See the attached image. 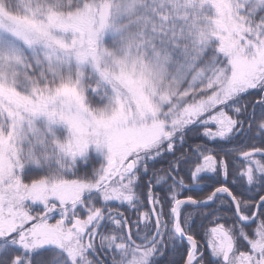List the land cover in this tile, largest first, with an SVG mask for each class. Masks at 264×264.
I'll list each match as a JSON object with an SVG mask.
<instances>
[{"label": "snow or ice", "instance_id": "6c2138e0", "mask_svg": "<svg viewBox=\"0 0 264 264\" xmlns=\"http://www.w3.org/2000/svg\"><path fill=\"white\" fill-rule=\"evenodd\" d=\"M0 264H264V0H0Z\"/></svg>", "mask_w": 264, "mask_h": 264}, {"label": "trees", "instance_id": "16d2710c", "mask_svg": "<svg viewBox=\"0 0 264 264\" xmlns=\"http://www.w3.org/2000/svg\"><path fill=\"white\" fill-rule=\"evenodd\" d=\"M201 223H202L201 218L194 217L193 230L197 234L198 237L203 236V230L201 228ZM169 259H176L178 261L179 260V256L178 255H174V256L169 257Z\"/></svg>", "mask_w": 264, "mask_h": 264}]
</instances>
